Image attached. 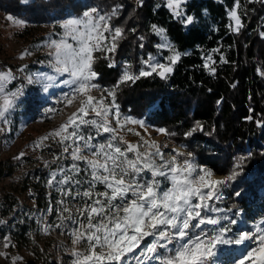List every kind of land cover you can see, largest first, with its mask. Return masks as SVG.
Returning <instances> with one entry per match:
<instances>
[{
	"label": "trees",
	"instance_id": "trees-1",
	"mask_svg": "<svg viewBox=\"0 0 264 264\" xmlns=\"http://www.w3.org/2000/svg\"><path fill=\"white\" fill-rule=\"evenodd\" d=\"M166 4V0H142V3L141 0H0V10L24 21L18 36L36 43L35 39L48 34L43 24L51 25V33L57 34L61 32L60 20L73 12L94 7L107 15L117 9L109 23L113 28L124 30L123 38L117 41L115 52H93L97 57L93 69L98 73L94 81L108 89L117 85L125 64L131 65L133 73L139 75L142 61L168 53L164 48H157L160 36L152 25L165 29L175 52L181 54L172 65V72L166 79L153 73L135 83L120 84L115 103L123 112L144 117L168 133H175L168 136L179 142L186 153H194L198 162L225 177L239 163L240 175L222 189V200L215 206L240 208L244 218L250 221L263 219L264 75L260 73H264V37L261 36L264 0H239L238 7L237 0H185L184 16L180 18L174 17ZM234 6L243 25L239 31H233L230 26L228 12ZM187 16H192L193 22L186 25L181 21ZM105 37L108 39L103 43L108 44L109 33ZM209 53L211 60L206 63L205 55ZM106 56L110 59H105ZM110 60L114 61V67L108 66ZM38 95L36 88L25 90L16 103L8 133L12 134L20 121L34 118L40 101ZM197 122L202 130L185 136ZM22 160L29 164L20 181L26 199L22 204H15L8 202L7 196L0 197V220L9 215L8 225L1 226L0 230L8 237L9 252L28 249L29 256L22 264H51L44 246L31 244L30 234L35 227L33 213L44 211L51 217L64 205L59 201L72 199L64 192L71 189L73 195L77 190L86 189L88 184L54 182L49 186L53 172L57 173V181L63 179L61 167L38 164L37 158L24 153L18 161ZM73 163L85 167L83 161L67 160L63 168L68 170ZM14 167L0 160V180L13 172ZM87 178L88 174L83 171L76 176L81 181ZM236 192L240 195H235Z\"/></svg>",
	"mask_w": 264,
	"mask_h": 264
},
{
	"label": "snow or ice",
	"instance_id": "snow-or-ice-1",
	"mask_svg": "<svg viewBox=\"0 0 264 264\" xmlns=\"http://www.w3.org/2000/svg\"><path fill=\"white\" fill-rule=\"evenodd\" d=\"M182 3L184 0H167L166 7L174 17L180 18L184 16ZM116 12L117 9L114 8L111 14L101 15L98 9L93 7L84 11L80 17L60 22V27L64 30L62 37L58 41L51 40L49 45L55 49L49 53L53 57L49 65L54 74L36 76L37 82H47L44 87V91L47 92L50 87L56 86L59 76L67 74L68 79L60 81L71 87V93H65L67 104L71 105L76 95L84 97L80 101V107L68 117L66 123L41 138L44 140L49 136L60 137L59 143L64 145L63 151L69 153L71 149L72 160L83 161L85 165L81 168L79 164L73 163L68 170L61 168L59 171L64 173L63 179L57 181V173L53 172L52 178L48 181L49 186L54 182L60 185L88 184L87 189L77 190L74 196L71 189L64 192L65 196H71L72 199L87 198L83 207L77 209L79 215L86 219V226L83 221H77L68 208H64L63 211L69 212V216L64 217L61 214L60 217L61 221L68 219L73 224H80V227L73 228L69 235L73 245H80L83 242L85 250L72 251L71 255L74 257L72 264H132L133 261L135 264H151L153 261L156 264H217L218 250L222 246L241 245L254 237L253 233L247 231L240 232L238 236H229L232 232L231 225L236 223V220L227 214L231 213L232 209L215 206L217 201L222 200V189L240 175V171L237 170L240 169V164L235 165L228 176L216 179L210 169L194 163L190 152L174 149L175 155L166 160L155 142L144 141L149 151L141 152L139 148L142 145L128 143L124 136L120 135L126 124H138L143 127L144 122L132 117H121L119 106L115 103L119 85L126 82L135 83L140 77L153 73L166 79L167 74L172 72L171 65L180 59L181 54L175 52L167 41L165 29L152 25L155 33L161 36L163 41L157 48H168L174 53L168 57L170 63L162 64L149 56V59L142 63L151 71L142 68L139 75L132 74L129 71L131 65L125 64L117 85L113 89H104L112 98V102L105 104L103 97L97 99L91 95L93 89L99 88V85L92 83L98 76L93 69L97 59L93 52H115L117 41L123 38L124 33L122 28H113L109 23ZM228 15L235 22L232 30L239 31L243 25L236 7ZM7 19L13 20L12 17ZM13 22L17 26L25 25L22 20ZM181 22L190 24L193 17L187 16ZM106 32L110 37L108 44L103 43L108 39L104 36ZM261 36L264 37V32ZM69 39L74 43H70ZM25 54L31 53H22L20 58L23 59ZM105 59L110 58L106 56ZM108 66L114 67V61L110 60ZM211 71L214 72L215 69ZM14 78L11 71L0 72L2 96L0 122L4 124L9 123L7 114L15 107L19 95H22V89L5 92V83ZM27 80L28 83H33L32 76L27 77ZM89 112L94 113L99 119H84ZM110 112L112 120H115V127L109 119ZM81 125L94 127L97 136L102 133L110 135L105 143L93 144L91 141L95 136L85 137ZM69 128L72 131L69 132ZM197 129L202 130L199 122L191 131L185 133V136H191ZM127 131L139 135L134 129L128 128ZM157 131L165 135H175L163 128ZM65 141L72 143L65 145ZM122 144H127V147H122ZM85 152L88 155H84ZM128 153H134L135 158H129ZM20 156H23V153ZM20 156L16 159H20ZM179 157L184 158L178 160ZM157 158L160 163H157ZM82 171L89 176L84 181L76 179ZM69 172L73 175H69ZM144 173H150L151 179L145 178ZM160 178L168 181L170 186L162 188ZM97 184L103 185L105 191H95ZM235 195L239 196L240 193L236 192ZM58 203L64 204L65 201L61 200ZM235 215H239V211ZM61 226L62 224L57 225ZM257 231L260 232L259 236H255L259 241L258 247L248 251L243 258L235 260L234 264H245V261L254 255L256 259L252 260V264H264V231L259 228ZM4 239L7 241L8 237ZM4 246L7 248L10 245L5 243ZM18 259L21 258L13 257V264Z\"/></svg>",
	"mask_w": 264,
	"mask_h": 264
},
{
	"label": "rangeland",
	"instance_id": "rangeland-1",
	"mask_svg": "<svg viewBox=\"0 0 264 264\" xmlns=\"http://www.w3.org/2000/svg\"><path fill=\"white\" fill-rule=\"evenodd\" d=\"M184 3L181 4L182 10H184ZM90 8H83L78 12H73L70 15L62 18L60 22L69 18L80 17L84 11ZM233 8L229 9V12ZM236 11L239 15L237 7ZM99 13L103 15L100 11ZM8 17H12L13 20L7 19ZM14 20L21 19L12 13L3 12L0 10V72L11 71L12 76L15 77L10 82L5 83V92H16L18 89H22L23 95L26 89L36 88L39 92L38 98H40L34 118L32 120L20 121L17 129H14L12 134L8 133V131L14 121L13 113L15 107L10 111L9 114H7L9 123L4 124L3 122H0V160H5L9 164H13L15 166L13 172L4 175L0 180V197L7 196L8 202L22 204L26 199V194L20 188V181L23 172L29 167V164L24 160L19 162V159H16V157L21 153L29 154L30 156L37 158L38 164L42 163L44 165H55L59 166V168H63V164L67 160L71 161V149H69V153H65L63 151L64 145L59 143L60 137L49 136L48 139L44 140H41V138L48 136L49 133H52L54 130L58 129L61 124L66 123L68 117L71 116L73 112H76L80 107V101L84 99V97L76 95L72 104H67L65 93H71V87L60 83V81L68 79L67 74L59 76L57 78L56 86L50 87L47 92L44 91V87L46 86L47 82L36 81L37 75L54 74L49 65V61H51L53 57L49 53L54 52L55 49L49 45L51 40H60L64 30L61 28L60 33L53 34L50 31L52 26L43 24L42 26L48 29V31H46L48 33H46L47 36L40 39H35L38 41H36V43H31L25 38L18 36V30L22 27L17 26L13 22ZM230 26L231 28L235 27V22L231 19ZM167 41L172 44L168 37ZM69 42L74 43L70 39ZM162 42L163 41L160 36V42L158 45ZM164 49L168 50L167 54L152 57L155 58L156 62L168 65L170 63L168 57L172 56L174 53L168 48ZM26 52L31 54H25L23 59H21V54ZM209 56L211 57L210 53L205 55L206 63H210L211 59H208ZM142 68L146 71H151V69L146 64H143L139 70L141 71ZM129 71L134 74L131 68ZM29 76L33 77V83H28L27 77ZM21 77H23V79ZM92 83L97 84L94 80ZM104 89L108 88L104 85H99V88L93 89L91 91V95L95 96L97 99L103 97L105 104H110L112 102V98L108 96ZM22 95H19L18 99H16L15 106ZM0 103H2V96H0ZM49 109H54V111H49ZM119 112L121 117H132L133 119L144 122L143 127L138 124H126L124 129L120 131V135H123L125 141L128 143L142 145L139 148V151H149L147 145L143 143L144 141H148L150 143L155 142L160 147L161 152L164 154V159L166 160L170 159L171 155H175V152L173 151L174 149L176 151L185 152V149L179 142L171 139L168 135L157 131L163 127L150 123L144 117H137L125 113L120 109ZM84 119L99 118L95 117L94 113L89 112V115L85 116ZM109 119L112 120L111 112ZM112 126L115 127V120H112ZM128 128L134 129V131L139 133V135L128 132ZM92 130L96 129L92 126L81 125V131L85 137L89 135L95 136V139L91 141L93 144L105 143L108 136L110 135L108 133H102L101 135L97 136L96 131L91 133ZM68 131L70 132L72 129L69 128ZM64 143L66 145L72 143V141H65ZM37 144H39V147H37ZM121 146L126 148L127 144H122ZM56 147H58V149H55ZM131 154V156L128 155L129 158L134 159V153ZM84 155H88V153L85 152ZM183 158L184 157H179L178 160H182ZM192 158L194 159V163L197 166L210 169L214 173V178L219 179L225 177L224 174L217 173L211 167L198 162L194 153H192ZM157 163H160L158 158ZM143 175L145 178L151 179L150 173H144ZM160 179L162 188L166 189L170 186L168 181L163 180V178ZM95 191L102 192L105 191V188L103 185L97 184ZM74 195L75 193L73 196ZM86 199L87 198H77L68 201L64 199V201L67 203H64L63 206L58 207L56 211L53 212L51 217L44 211H34L35 213L33 214L35 217V227L30 234L32 241L31 244L37 245L39 248L44 246L45 254L48 255L47 257L51 264H72L74 259V257L71 255L72 251L74 249L77 251L85 250V244L83 242L80 245H73L72 239L69 235L72 229L79 228L80 224H73L71 220L68 219L61 221L60 217L61 214H63L64 217H68L71 213V215L77 221H83L86 226V219L80 216L79 212L77 211L78 208L83 207L84 201ZM88 202L90 203L91 201ZM64 208H68L70 213L64 212ZM219 208L230 209L224 207ZM237 211H239V215H235ZM227 214L231 217V219L236 220V223L231 225L232 232L229 233V236H238L240 232L247 231L253 233L254 237L253 239L245 241L241 245L222 246V248L218 250L217 264H234L235 260L243 258V256H245L248 251L253 248H257L259 245V241L255 239V236L260 235V232L257 231V229L259 228L261 231H264V218L255 221L247 220L242 215V210L240 208L232 209V212ZM8 220L9 215L2 217L0 220V227L7 226ZM60 224H62V226L57 227V225ZM45 229H47V231H45ZM5 237L7 236L2 235L0 230V253L6 254L0 255V264H13V257L21 258L16 260L15 264H22L23 262L25 263L26 258L29 256L28 249L22 248L15 250L14 253L11 251L9 252L4 246L5 243H7V241L4 239ZM148 242H150V240ZM255 259L256 256L254 255L250 260H246L245 264H252V260ZM132 264H135V261H133ZM151 264H156V262L153 261Z\"/></svg>",
	"mask_w": 264,
	"mask_h": 264
}]
</instances>
